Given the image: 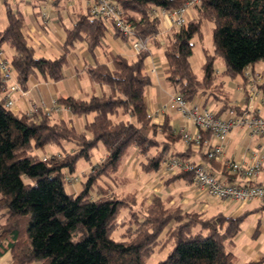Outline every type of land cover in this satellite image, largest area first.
I'll list each match as a JSON object with an SVG mask.
<instances>
[{
    "label": "trees",
    "instance_id": "1",
    "mask_svg": "<svg viewBox=\"0 0 264 264\" xmlns=\"http://www.w3.org/2000/svg\"><path fill=\"white\" fill-rule=\"evenodd\" d=\"M185 1L119 0V4L138 36L147 37L162 30L161 20L151 16L153 8L174 9ZM192 9L195 16L167 35L166 80L188 101L202 93L207 99L224 101L221 111L236 109L218 81L215 61L224 60V74L231 79L264 62V0H200ZM7 10L0 46L8 44L13 50L11 64L24 89L31 77L63 79L69 51L86 42L94 55L107 34L108 22L92 18L85 10L66 28L64 53L56 58L38 56L26 33L24 14L13 11L9 3ZM206 20L213 23L214 51L205 52L199 76L191 55L193 39L201 36ZM116 36L127 40L118 31ZM150 54L142 52L132 60L118 54L111 56V63L89 66L91 79L108 87L100 95L59 97L58 102L68 106L75 118L87 120L93 114L82 130L73 119L43 111L40 115L14 112L6 106L5 83L0 81V257L10 251L11 264H149L157 251L166 249L156 264H235L228 245L241 230L247 211L237 217L223 212L207 215L181 204L170 205L159 195L151 201H139L135 192L121 196L109 184L119 185V172L134 149L144 173L158 172L168 157L187 159L190 151H177L183 136L171 125L169 115L161 126L149 117L145 95L152 84L146 71ZM210 135L204 133L205 139ZM101 144L105 156L91 163L82 188L71 192L69 178L78 162H91ZM48 145L64 149L45 157L37 153ZM192 177L191 172H180L172 179ZM122 229L120 238H115L113 234Z\"/></svg>",
    "mask_w": 264,
    "mask_h": 264
},
{
    "label": "crops",
    "instance_id": "2",
    "mask_svg": "<svg viewBox=\"0 0 264 264\" xmlns=\"http://www.w3.org/2000/svg\"><path fill=\"white\" fill-rule=\"evenodd\" d=\"M60 1L61 0H56L53 2V4L58 5ZM82 1L85 4V8L83 7L84 4H82V6L76 10L77 14L88 10V0L85 2L84 0ZM28 13H33V9L29 8ZM194 16L195 15H192L191 11H189V19L193 18ZM25 22V30L29 37V41L35 47L38 56L56 58L64 53L65 36H61L60 34L56 35V37H50L48 35L43 36V33L40 32L41 30H39L37 24H34L29 20L26 21V19ZM109 25L110 24L108 23L107 33L110 32L108 31ZM39 27H41V25ZM161 29L163 30L162 25ZM37 32L39 34H37ZM168 33L169 31H166L164 34V40L163 42H160V46L154 43L150 51L151 54L146 60V71L152 79V84L147 88L145 95V99L147 101V110L148 113L160 112L157 113L154 118H152V121L159 126L163 124L165 116L169 115L171 117V125L175 130L181 132V129L185 128L190 132H193L195 130L194 125L187 121L178 110L171 106L172 97L177 95V91H173V87L170 86L166 80V72L169 65L163 52L167 42ZM113 37L117 40V43H113L115 41H112L110 44L107 39L105 40L104 38L103 46L96 48L94 55L89 51L86 42L77 43L75 48L70 50L67 55L68 62L64 68L65 77L59 81L31 77L28 82L27 89H24L20 86V89L10 93V98L13 101V105L11 107L12 110L17 113H31L32 106L35 104L45 103L51 105L53 101L58 100L59 97L88 98L92 94L100 95L104 91H107V86H102L91 79L87 68L89 66H94L97 62L111 63V56H116L118 54L124 55L131 60L135 59L137 56L130 43L126 44L124 40L116 36L115 32L113 33ZM9 58L11 60V57ZM262 63L263 68L261 71H258L255 66L250 69L247 68L246 70L251 71L253 75L261 73L264 71V62ZM154 67L157 70L153 72L152 69H154ZM218 81L224 84V88L226 92H228L230 98L229 104L232 107H234V102L238 100H240L238 104H244L246 106L250 104L251 99L248 92V85H250V81L244 76V73L242 74V79H234L228 82L218 79ZM14 84H19L15 72H13L12 79L6 84L8 90ZM258 90L260 93L258 97L252 99L251 104L260 108V111L262 112L264 110V82L263 84L258 85ZM6 94L7 92L4 88L3 97L5 100ZM236 94H240V97H237ZM194 98H199L205 107H210L211 110L218 113L220 116H225L227 110L230 109L227 107L226 110L221 111L222 106L225 104L224 101L214 97H209L207 99V97L202 93L196 95ZM211 105L213 107H211ZM53 116L60 119H73L74 124H76V118L71 112H62L59 114L56 113ZM87 120L91 119L87 118ZM208 139L209 142L201 145L199 148L189 146L182 140L180 142L182 143L183 147L177 151H186L190 148L189 154L187 155L188 160L195 163H202L213 172L227 179H229V177H232L231 179L236 178V174L228 166V162L236 161L249 164L251 161L252 151L255 149L264 151V147H260L259 145L258 138L251 136L247 130L234 129L229 134L228 139L225 142L226 149L224 155L219 159H215L214 163H211L206 154L211 144L216 143L217 140L214 139L212 135L208 136ZM104 156L105 152L103 153V156L100 158V160ZM140 161L141 157L138 153V150H132L130 155L127 157L121 171L119 172V181H121V183L127 181L128 175L130 174L131 170L134 169V178L140 179L141 176L144 178V186L140 192H145L143 197L148 198L149 201H151L155 195H159L162 196L170 205L176 203L181 204L184 206V208L191 207L190 210L206 212L207 215L223 212L226 215L237 217L246 210L247 203L243 204L239 202L222 201L217 199L218 202L215 204L216 198L210 197L205 189L198 187L194 183L193 177L191 179H172L173 176L179 174L182 171L168 173L160 169L158 172L144 173L141 171L140 166L137 170H135L136 164H140ZM89 167H92L91 164ZM224 171H226L228 175L224 174ZM256 181L264 183V172L258 176ZM109 184L115 191L119 186L111 182H109ZM70 188L73 189L71 190L73 193L79 190L75 188L74 185H70ZM226 202L235 203L236 205H228ZM262 208H264V205H261L258 207V209L256 208V213L258 214V222L256 223V226L251 225L246 230L248 241H244L239 247V242L237 240L239 237L238 234L228 245L229 250L235 255V264H264V242L259 241L257 238L258 232L264 234V225L262 224L263 217L261 216L260 211L257 212ZM212 211H214V213H212ZM11 261L12 256L10 251H7L0 257V264H11ZM35 263L36 262L33 264Z\"/></svg>",
    "mask_w": 264,
    "mask_h": 264
},
{
    "label": "built area",
    "instance_id": "3",
    "mask_svg": "<svg viewBox=\"0 0 264 264\" xmlns=\"http://www.w3.org/2000/svg\"><path fill=\"white\" fill-rule=\"evenodd\" d=\"M49 1L54 2L56 0ZM199 3L200 0H186L181 6L174 9L153 8L151 16L161 20L163 30L158 35L147 37L138 36L133 22L126 19L119 0H88L87 7L92 18L112 24L115 30L129 41L136 54H140L151 51L155 42H163L166 31H170L171 28L184 26L189 20V11ZM156 70L155 67L152 69L153 72ZM0 75V80L5 85L13 77L11 60L2 46H0ZM244 76L249 79L251 85H248L251 99L250 104L247 106L244 104L240 105L236 109L231 108L227 110L225 116H220L218 113L205 107L199 98L188 101L180 94L172 97L171 106L178 110L195 127L193 132L185 128L181 129L182 140L187 145L199 148L203 143L209 142V139H205L204 137V133L206 132L211 133L214 139L217 140L216 143L211 144L207 151L208 159L215 160L224 155L226 149L225 142L234 129L247 130L251 136L259 139L260 147H264V115L260 113V108L251 104L252 99L258 97L260 93L258 85L264 82V72L253 75L251 71L246 70L244 71ZM18 89H20L19 84L12 85L9 90L6 85L7 107L11 108L13 105L10 93ZM31 110V114L35 115H40L41 111L47 115L71 112L68 106L60 104L58 100H54L51 105L45 103L35 104ZM157 113H149V117L154 118ZM228 166L236 174V178H224L202 163H195L180 157L165 158L162 161L161 169L168 173H176L178 171L191 172L193 181L198 187L205 189L210 197H215L222 201L245 204L251 200L258 199L264 203V183L256 181L258 176L264 172V151L260 149L252 151L249 164L230 161L228 162ZM78 179V176H71L69 178L72 185Z\"/></svg>",
    "mask_w": 264,
    "mask_h": 264
},
{
    "label": "rangeland",
    "instance_id": "4",
    "mask_svg": "<svg viewBox=\"0 0 264 264\" xmlns=\"http://www.w3.org/2000/svg\"><path fill=\"white\" fill-rule=\"evenodd\" d=\"M85 1L86 0H84V2ZM8 3H9V7H11L13 11H20L22 14H25L26 21L29 20L32 23L37 24L39 30H41L40 32L43 33L42 34L43 36L48 35L50 37L52 36L56 37V35L58 34H60L61 36H66V28L71 27L74 23L73 21L77 17L76 10L80 8L82 4H84L82 0L81 1L80 0H61L58 5L53 4V2H50L49 0H0V29H4L8 23V10H7ZM83 7L85 8V4L83 5ZM29 8L33 9V13H28ZM190 11L192 15L196 14L194 10L191 9ZM40 25L41 27H39ZM109 29L108 31L110 32L107 33L106 36L104 37L105 40L107 39V41L110 44L112 43V41H115L113 43H117V40L113 37V33L114 32L116 33L115 27L112 24H110ZM37 34L39 33L37 32ZM124 41L126 42V44L129 43L128 40H124ZM193 41L195 42V48H194L193 54L191 55V62H192L194 71L200 76L202 74V65L205 62V52L214 51L213 23L207 20L203 21L202 28H201V36L199 35L195 36ZM2 48L4 49L7 56L11 57L12 55L11 47L8 44H4ZM262 64H263L262 62L256 63L255 68L258 69V71H261V69L263 68ZM215 68L218 74V79L225 80L226 82L234 80L224 74L225 64L222 58L216 59ZM250 68L251 67H249L248 69ZM235 79H242V75H239ZM172 89L173 91L175 90V88H172ZM236 95L237 97H240V94H236ZM239 101L240 100L235 101L233 106L235 107V106L241 105V104H238ZM211 107L213 106L211 105ZM261 114L264 115V110L261 112ZM92 117H93V114L88 115L87 118L92 119ZM86 121L87 120L85 117H77L75 120V123H76L75 126L77 127V129L82 130L84 128ZM67 144L68 143H64L63 145L66 146L67 149H69L71 145H67ZM176 147H177L176 148L177 150L182 148L183 147L182 143L178 142L176 144ZM63 149H64L63 146L48 145L44 149H39L37 153L45 157L53 153H60L63 151ZM104 152H105V149L103 145L101 144L99 148L94 150V156L91 162H87L84 159L78 162V169L73 175V176H78L79 178L78 182H75L73 184L75 188L77 189L82 188L81 182L85 180L84 176H86V174L91 169L89 165L91 163L96 164L97 162H99ZM135 168H136L135 170L139 168L138 163L136 164ZM134 175H135V171L133 169L128 175L127 181H124L122 183L121 181H119V186L116 189V192L121 196H124L131 192H135L139 196V201H141L142 199H144L143 196L145 194V192H140L144 186V178L141 176L140 179H136L134 178ZM72 188H70L68 185L69 190H73ZM216 202H218L217 198L215 200V204H217ZM226 204L228 205L232 204L234 206L236 205L235 203H231V202H226ZM173 205H177V203ZM261 205H264V203L258 199L251 200L247 203V207L245 211H247L248 214L242 221L241 230L238 233L239 237L237 240L239 242L238 243L239 247L244 241H248V237L246 236L247 235L246 230L248 229V227L251 225L256 226V223L258 222L257 220L258 214L256 213V208L258 209V207H260ZM185 209L190 210L191 207H185ZM259 211L261 213V216L263 217L262 224L264 225V208H262L261 210L259 209L257 212ZM212 213H214V211H212ZM122 216L126 217V212H124ZM122 232H123V229L120 231H116L113 234V236L115 238H120V235ZM257 234H258L257 236L258 240L264 242V234H261L260 232H258ZM166 252H167L166 249L164 251H157L153 255V257L149 260V264H156L157 261L165 257ZM35 264H43V262L37 261Z\"/></svg>",
    "mask_w": 264,
    "mask_h": 264
}]
</instances>
